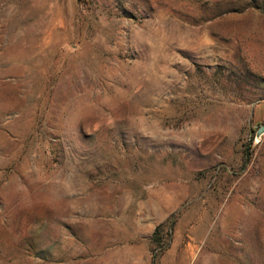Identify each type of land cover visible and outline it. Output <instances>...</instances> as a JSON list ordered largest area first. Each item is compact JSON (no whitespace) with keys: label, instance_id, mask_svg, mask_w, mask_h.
<instances>
[{"label":"rangeland","instance_id":"1","mask_svg":"<svg viewBox=\"0 0 264 264\" xmlns=\"http://www.w3.org/2000/svg\"><path fill=\"white\" fill-rule=\"evenodd\" d=\"M261 125L264 0H0V264H264Z\"/></svg>","mask_w":264,"mask_h":264},{"label":"water","instance_id":"2","mask_svg":"<svg viewBox=\"0 0 264 264\" xmlns=\"http://www.w3.org/2000/svg\"><path fill=\"white\" fill-rule=\"evenodd\" d=\"M263 135H264V125H261L256 131V135L254 138V145L260 144V142L262 141Z\"/></svg>","mask_w":264,"mask_h":264},{"label":"trees","instance_id":"3","mask_svg":"<svg viewBox=\"0 0 264 264\" xmlns=\"http://www.w3.org/2000/svg\"><path fill=\"white\" fill-rule=\"evenodd\" d=\"M160 229H161V227H159V229H158V230L160 231Z\"/></svg>","mask_w":264,"mask_h":264}]
</instances>
